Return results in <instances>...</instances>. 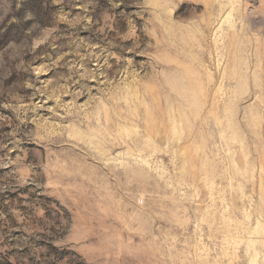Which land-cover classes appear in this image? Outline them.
I'll return each mask as SVG.
<instances>
[{"label":"rangeland","instance_id":"rangeland-1","mask_svg":"<svg viewBox=\"0 0 264 264\" xmlns=\"http://www.w3.org/2000/svg\"><path fill=\"white\" fill-rule=\"evenodd\" d=\"M0 264H264V0H0Z\"/></svg>","mask_w":264,"mask_h":264}]
</instances>
